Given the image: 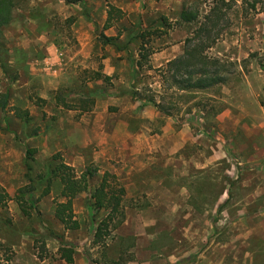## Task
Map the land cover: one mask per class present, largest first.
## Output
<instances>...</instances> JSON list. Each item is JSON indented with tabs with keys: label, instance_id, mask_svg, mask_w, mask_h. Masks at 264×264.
<instances>
[{
	"label": "rangeland",
	"instance_id": "rangeland-1",
	"mask_svg": "<svg viewBox=\"0 0 264 264\" xmlns=\"http://www.w3.org/2000/svg\"><path fill=\"white\" fill-rule=\"evenodd\" d=\"M218 1L90 2L95 20L93 55L84 63L88 69L68 71L56 90L37 80L28 86L14 83L19 72L7 67L2 49L13 46L18 31L38 38L45 30L41 20L28 24L24 19L39 17L36 0L16 2L12 22L0 36L5 63L0 62V93L9 95L0 110V264H66L61 249L72 251V264H264V0L255 7L254 0H224L207 22V32L199 34L203 17ZM111 6L118 12H109ZM182 11L196 15V21L183 22ZM47 25L54 27L58 46H75L61 16ZM213 40L206 54L221 61L224 84L202 92L177 91L168 81L166 61ZM141 46L150 53L147 65L163 69L162 74L143 71L136 80L142 98L153 97L166 113L149 123L150 135L160 134L167 122L171 132L185 124L196 141L152 157L144 168L134 163L130 168L132 157L124 148L121 156H102L99 135L93 134L83 149L66 146L59 120L77 115L69 111L88 114L98 101L103 100L99 107L104 109L107 100L125 97L141 109L142 102L129 94ZM103 60L114 71L108 80H93L95 72L105 75ZM117 111L108 107L109 113ZM170 133L165 146L175 140ZM27 149L35 151L26 167ZM55 154L78 175L88 169L94 174L88 190L73 199L74 230L54 216L56 203L64 201L57 179L42 196L48 184L39 176L46 175ZM104 173L124 187L125 196L122 215L102 227L96 240L98 224L109 210L95 209L90 195Z\"/></svg>",
	"mask_w": 264,
	"mask_h": 264
},
{
	"label": "crops",
	"instance_id": "crops-1",
	"mask_svg": "<svg viewBox=\"0 0 264 264\" xmlns=\"http://www.w3.org/2000/svg\"><path fill=\"white\" fill-rule=\"evenodd\" d=\"M93 1L95 0H82L79 4L68 5L63 0H36L35 6L39 11V17H30L28 14L24 19L28 24L41 20L44 23L45 30L40 32L38 38L28 37L23 31H18L20 34L16 38L18 42H14L12 47H7L1 51V54L9 59L6 63L8 64L7 67L10 68L11 66L12 69L19 72L18 78L16 77L14 80L15 84L28 86L30 80H37L46 87L49 86L50 90H56V86L63 84L68 71L69 73L72 71L75 73L81 66L82 70L88 69L87 66H84V63L88 62L93 55L91 40L94 31L93 20L95 19L93 13L91 14L88 10L91 8L90 2ZM110 1L114 5L122 6V4H126L127 0ZM16 11L21 12L19 9H16ZM53 16H61L64 20L73 19L69 25L68 33L75 40L74 47L63 46L64 48H62L54 41V37H56L54 27L47 25V22ZM162 54H166L165 51ZM106 60H103L105 64L103 73L104 76H110L114 68L109 67ZM1 64L5 65L3 62ZM2 76L5 78L4 75ZM21 79L25 80V83L21 82ZM40 97L49 99L46 95H40ZM99 102H103V100L98 101L94 109L88 114H81L80 111H69V113L77 115L75 117L68 115L66 120L60 118L59 125L62 133L64 132L63 142L66 146L80 150L87 147L94 140L93 134L99 135L102 156L107 155L110 160L116 156H121L122 148H124L128 150V156L132 157L130 168L133 167V163L134 167L138 165L140 168H144L152 157L163 155V152L177 151L181 147L196 141L190 128L185 124L178 130L171 132L167 131V126H170L167 122L166 127L164 125L160 128V134L156 132L150 135L149 123L158 120L160 113L149 104L140 109L139 102H131L127 97L121 101L119 98H111L105 102L106 105L103 109L99 107ZM112 105L118 108V111L114 114L108 112V107ZM86 114L88 115L87 120L85 119ZM131 121H135L136 125L133 126ZM87 128L89 130H86ZM169 133L175 140L170 139L169 142L172 145L165 146L163 142ZM118 135H120L119 139ZM123 137L126 138V141L121 143ZM78 156L79 154H77ZM137 158H143L144 161L139 162L136 160ZM73 261L76 262L75 259Z\"/></svg>",
	"mask_w": 264,
	"mask_h": 264
},
{
	"label": "trees",
	"instance_id": "trees-1",
	"mask_svg": "<svg viewBox=\"0 0 264 264\" xmlns=\"http://www.w3.org/2000/svg\"><path fill=\"white\" fill-rule=\"evenodd\" d=\"M18 1L25 0H0V36L2 35V30L5 27L9 26L12 22V14L14 9L17 7ZM82 0H64L68 5L79 4ZM259 0H254V5L258 3ZM224 3V0H219L212 6L208 14L203 17L204 22L200 24L198 33L203 31L207 32V22L211 21L212 16L215 15L218 10V4ZM110 11L118 12V9L111 6L109 7ZM180 18L185 23L195 22L197 17L192 15L187 11H182L180 13ZM68 25L72 23L73 19L69 18L65 20ZM109 23V18L106 21V24ZM108 26V25H107ZM198 34V36H199ZM209 35V33H208ZM112 38H108L107 41H112ZM191 40L186 39L185 44L190 45ZM214 40L207 45L200 46L197 48L184 50V54L176 59H173L167 63V73H169L168 81L172 83L177 91L182 93L189 92H202L207 89L212 88L216 85L224 84L225 80L220 76L221 61L217 58L209 57L206 54L207 49H209ZM144 47L139 48L138 59L134 64L133 74L131 79V91L130 96L133 101L142 102L141 107H144L147 104H151L160 114H165L163 106L160 103L156 102L153 97L142 98L137 89V78L143 71H155V73H161L163 69H153L151 66L147 65L148 56L150 53L145 52ZM191 48V47H190ZM3 67V66H2ZM165 75V74H163ZM103 78L108 80L109 77L104 76L98 72H95L92 76L93 80ZM92 95V93H91ZM9 95L7 93H0V110H3L7 106ZM56 100L61 101L57 98ZM91 105H94V99H89L88 101ZM85 103V101H83ZM87 104V103H86ZM68 108V107H67ZM82 111V110H81ZM35 150L27 149L25 152V164L27 167V158L30 159V156L34 153ZM48 171L46 175H40L39 181L45 182L48 184L47 189L44 190L42 196L48 194L50 188L49 184L52 179H57L61 185L60 197L64 199L63 202L56 203L54 216L57 221H59L62 226L67 230H74L78 228V223L73 217L72 212V202L79 194L84 193L88 190L89 180L94 175L91 170H86L78 175L75 170L65 164L58 154L53 155L49 159ZM110 175L104 173L100 184L93 189L91 192L90 198L93 200V207L97 210L106 208L108 213L106 217L98 224L94 238L97 240L100 237L102 227L105 229L108 228V225L113 222V219L122 215V201L125 196V189L119 185L116 181H109ZM42 179V180H41ZM32 181V180H31ZM33 188H35L32 185ZM2 195L0 193V199ZM61 258L68 264L73 263L72 251L68 249H61Z\"/></svg>",
	"mask_w": 264,
	"mask_h": 264
}]
</instances>
